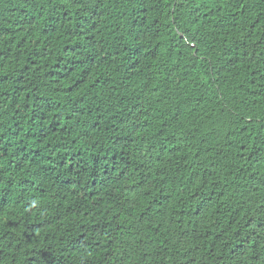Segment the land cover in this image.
Listing matches in <instances>:
<instances>
[{
  "label": "trees",
  "instance_id": "16d2710c",
  "mask_svg": "<svg viewBox=\"0 0 264 264\" xmlns=\"http://www.w3.org/2000/svg\"><path fill=\"white\" fill-rule=\"evenodd\" d=\"M0 264H264V0H0Z\"/></svg>",
  "mask_w": 264,
  "mask_h": 264
}]
</instances>
